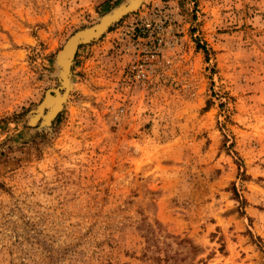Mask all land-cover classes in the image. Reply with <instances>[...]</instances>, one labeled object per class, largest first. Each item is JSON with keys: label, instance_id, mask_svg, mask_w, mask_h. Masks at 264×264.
I'll return each mask as SVG.
<instances>
[{"label": "rangeland", "instance_id": "374dc122", "mask_svg": "<svg viewBox=\"0 0 264 264\" xmlns=\"http://www.w3.org/2000/svg\"><path fill=\"white\" fill-rule=\"evenodd\" d=\"M126 1L0 0V264H264V0H143L39 112Z\"/></svg>", "mask_w": 264, "mask_h": 264}, {"label": "water", "instance_id": "95a60500", "mask_svg": "<svg viewBox=\"0 0 264 264\" xmlns=\"http://www.w3.org/2000/svg\"><path fill=\"white\" fill-rule=\"evenodd\" d=\"M142 3H143V0H127L126 2L121 3L119 6H117L116 8H114L111 11H109L108 13H106L103 17H101L99 22H97L93 26L79 30L77 33H75L73 36H71L68 39L65 46L63 47V50L58 54V57H57V61H58L59 66L61 67L62 73L67 76L68 84L67 85L64 84V80H63V76H62L61 86H62L63 92H61V89H51V90L47 91L46 97H45L43 103L39 106V112L40 113L43 111V109L45 107H49L46 122L49 123L51 121V119H53L61 111V109L63 108V104L67 99L68 92L71 88V85H70L71 68H72L73 60H74V57H75V54H76L78 47L81 44L91 42V41L97 39L98 37H100L114 23L118 22L125 15H127V14L133 12L134 10L138 9L142 5ZM117 11H120L121 13H119V15L117 17H115L109 21H106V19L108 17H110V15H112L113 13H115ZM70 41H74L75 50L68 56L67 63H64L62 61V57H63L62 55H64V51L66 50V47ZM56 94H59L63 97L60 104L58 105V107L56 109H55V106L51 107V106H48L47 104L44 105L45 100H46L48 95L55 96Z\"/></svg>", "mask_w": 264, "mask_h": 264}, {"label": "built area", "instance_id": "2783aa9c", "mask_svg": "<svg viewBox=\"0 0 264 264\" xmlns=\"http://www.w3.org/2000/svg\"><path fill=\"white\" fill-rule=\"evenodd\" d=\"M148 28L151 27L152 23L146 24ZM157 29L159 31L157 37H155L151 42L154 44L151 47L156 48L157 46L160 47L162 43L166 44L165 37L162 35L165 31H167V28L161 24L157 25ZM138 38H141L139 36ZM142 52L146 53L145 59H139L137 61H134L131 63L129 69H128V75L130 76L131 80L136 82L140 85H151L155 83V65L154 63H160L158 59V53L157 50L149 49L147 46L143 48ZM165 73L163 71L162 74H160V77H164Z\"/></svg>", "mask_w": 264, "mask_h": 264}, {"label": "bare ground", "instance_id": "6f19581e", "mask_svg": "<svg viewBox=\"0 0 264 264\" xmlns=\"http://www.w3.org/2000/svg\"><path fill=\"white\" fill-rule=\"evenodd\" d=\"M119 13H121L120 11H117L115 13H113L112 15H110V17H108L106 19V21H109L115 17H117L119 15ZM75 50V43L74 41H70L69 44L66 47V50L64 51V55H62V61L64 63H67V58L68 56ZM63 76V80H64V84H68V79L67 76L65 74L62 73ZM62 96L59 94H56L55 96L52 95H48L46 100H45V104L44 105H48V106H55V109L58 107V105L60 104L61 100H62Z\"/></svg>", "mask_w": 264, "mask_h": 264}]
</instances>
